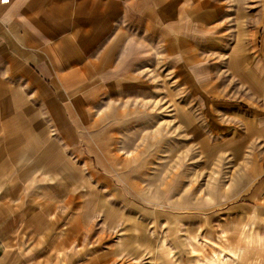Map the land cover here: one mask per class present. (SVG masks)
<instances>
[{
    "label": "rangeland",
    "instance_id": "374dc122",
    "mask_svg": "<svg viewBox=\"0 0 264 264\" xmlns=\"http://www.w3.org/2000/svg\"><path fill=\"white\" fill-rule=\"evenodd\" d=\"M229 2L260 14L258 0ZM4 41L0 237L12 264H232L245 231L250 260L264 255V133L248 127L262 103L232 98L226 65L220 95L159 64L104 99L101 86L40 90L37 70L8 67ZM47 97L63 98L58 116Z\"/></svg>",
    "mask_w": 264,
    "mask_h": 264
},
{
    "label": "crops",
    "instance_id": "0c3cea01",
    "mask_svg": "<svg viewBox=\"0 0 264 264\" xmlns=\"http://www.w3.org/2000/svg\"><path fill=\"white\" fill-rule=\"evenodd\" d=\"M258 1L260 14L248 13L249 7L232 14L229 0H10L0 2V39L7 40L8 67H21L25 76L24 67L37 70L38 79L31 76L29 82L40 90L58 85L78 94L79 86L87 94L101 86L104 99L140 88L142 69L156 71L159 64L197 93L220 95L229 88L217 89L225 82L220 69L226 65L232 98L262 103L256 106L262 108L260 119L254 124L251 117L248 127L264 133V0ZM47 102L50 113L66 107L63 98ZM237 218L235 213L233 233L239 231ZM249 232H243V244L234 242L232 264L263 263L264 255L250 260L244 248ZM3 241L0 264H12Z\"/></svg>",
    "mask_w": 264,
    "mask_h": 264
},
{
    "label": "built area",
    "instance_id": "2783aa9c",
    "mask_svg": "<svg viewBox=\"0 0 264 264\" xmlns=\"http://www.w3.org/2000/svg\"><path fill=\"white\" fill-rule=\"evenodd\" d=\"M10 0H0L1 3L5 4V3H9Z\"/></svg>",
    "mask_w": 264,
    "mask_h": 264
}]
</instances>
